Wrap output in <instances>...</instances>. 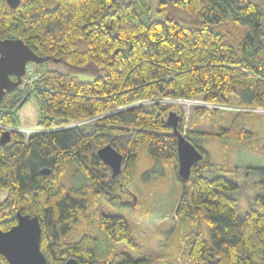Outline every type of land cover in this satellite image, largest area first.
Masks as SVG:
<instances>
[{
  "label": "trees",
  "instance_id": "trees-1",
  "mask_svg": "<svg viewBox=\"0 0 264 264\" xmlns=\"http://www.w3.org/2000/svg\"><path fill=\"white\" fill-rule=\"evenodd\" d=\"M176 10L188 17H177ZM158 12L163 20H154L143 0H21L16 9L0 0V38L21 39L35 54L51 59L36 65L40 76L32 85L7 93L0 103V121L18 128L14 114L34 94L40 125L48 130L29 139L11 132V143L0 145V192H8L7 200H0V230L17 223V212L37 217L47 264L70 259L78 264L151 263L127 253L103 261L96 246L82 251L81 243L67 242L91 197L114 202L128 192L145 143L154 159L172 160L178 180L190 183L177 208L178 219L188 227V261L264 264V194L242 215L233 196L241 183L201 148L204 160L190 180H181L178 138L167 123L175 107L159 103L201 98L220 107L264 108V0H161ZM54 59L71 73L50 67ZM77 73L93 78L81 80ZM147 101L154 103L146 106ZM197 112L205 116L208 110ZM88 120L95 122L76 125ZM253 135L247 123L236 122L213 137L246 142ZM187 138L195 145L192 136ZM107 145L124 155L125 179L113 178L98 157ZM72 167L85 183H64ZM46 169L51 173H43ZM249 170L264 178V168ZM100 228L111 241L134 245L125 217L106 216ZM0 262L7 264L1 256Z\"/></svg>",
  "mask_w": 264,
  "mask_h": 264
},
{
  "label": "rangeland",
  "instance_id": "rangeland-1",
  "mask_svg": "<svg viewBox=\"0 0 264 264\" xmlns=\"http://www.w3.org/2000/svg\"><path fill=\"white\" fill-rule=\"evenodd\" d=\"M143 1L154 20L164 19L158 12L161 0ZM175 14L177 17H188L178 10ZM33 65L36 70V65ZM49 66L71 73V69L62 64L54 62ZM76 75L81 80L93 78L80 73ZM153 103L147 101L143 104L149 106ZM159 103L174 106L172 111L178 115L183 114V135L192 136L195 145L205 150L213 162L223 164L224 168L229 169L226 175L230 179L241 183L240 190L233 196L239 201L240 213L245 215L255 197L264 194V188L260 187L264 178L258 172L249 170L264 168V108L243 110L235 105L220 107L208 104L201 98L194 101L164 99ZM233 103L235 102L231 101V104ZM200 108H206L207 115H199L197 111ZM216 109L220 112L214 113L213 110ZM248 112L253 115H247ZM14 119L15 125L22 130H38L43 133L48 131L40 125L39 103L34 94L17 109ZM94 122L95 120L79 122L76 125L85 126ZM236 122L247 123V130L254 134L250 140L237 142L213 137ZM190 130L197 133L206 132L212 136L203 137L197 133L193 136L189 133ZM124 173L123 168L120 176ZM122 177L125 179L127 176ZM63 181L69 186L76 187L85 183V177L77 172L76 167H72ZM127 186L128 192L114 202L91 197L84 218L75 225L67 237V242L81 243L82 251L96 246L97 258L103 261L120 259L123 253H127L137 260L148 259L150 264H191L186 254L188 237L185 231L188 227L185 228L177 217L180 199L190 188V183L185 185L178 180L175 163L172 160L154 159L149 153L148 143H145L138 152L133 181L128 182ZM7 198L8 192L1 191L0 200L5 202ZM106 216H122L127 219L131 226L133 246L113 242L101 230V220Z\"/></svg>",
  "mask_w": 264,
  "mask_h": 264
},
{
  "label": "water",
  "instance_id": "water-1",
  "mask_svg": "<svg viewBox=\"0 0 264 264\" xmlns=\"http://www.w3.org/2000/svg\"><path fill=\"white\" fill-rule=\"evenodd\" d=\"M10 7L16 9L21 0H7ZM51 59L35 54L21 39L0 38V103L7 93L13 92L23 84L27 66L45 64ZM61 59H54L55 63ZM181 116L170 112L167 123L174 129L178 138V176L183 181L191 178L193 168L204 160V153L179 131ZM11 132H3L0 145L11 143ZM98 157L111 169L112 177L117 178L123 171L124 155L107 145L98 151ZM43 173L50 174V170ZM17 224L8 231L0 230V256L8 264H47V259L41 250L42 228L37 217L16 213ZM1 264V262H0ZM66 264H78L76 259H70Z\"/></svg>",
  "mask_w": 264,
  "mask_h": 264
},
{
  "label": "built area",
  "instance_id": "built-area-1",
  "mask_svg": "<svg viewBox=\"0 0 264 264\" xmlns=\"http://www.w3.org/2000/svg\"><path fill=\"white\" fill-rule=\"evenodd\" d=\"M38 78H39V74L36 72L34 65L29 64L27 66V72H26L25 77L23 78V84L21 86H24L25 84L32 85L34 83V81L37 80ZM149 102H151V101H149ZM91 121H94V120H88L84 123L91 122ZM0 130H2L3 132H5V131L15 132L16 131L18 133L23 134L24 137H26L27 139H29L34 134H38V133L43 132V131H38V130H22L20 128H14L11 126H6L1 121H0Z\"/></svg>",
  "mask_w": 264,
  "mask_h": 264
},
{
  "label": "flooded vegetation",
  "instance_id": "flooded-vegetation-1",
  "mask_svg": "<svg viewBox=\"0 0 264 264\" xmlns=\"http://www.w3.org/2000/svg\"><path fill=\"white\" fill-rule=\"evenodd\" d=\"M16 224H17V223H16ZM16 224H15V225H16ZM15 225H14V226H15ZM5 262L7 263V261H6V260H5ZM66 263H67V262H66ZM66 263H65V264H66ZM1 264H2V262H1ZM7 264H8V263H7Z\"/></svg>",
  "mask_w": 264,
  "mask_h": 264
},
{
  "label": "bare ground",
  "instance_id": "bare-ground-1",
  "mask_svg": "<svg viewBox=\"0 0 264 264\" xmlns=\"http://www.w3.org/2000/svg\"><path fill=\"white\" fill-rule=\"evenodd\" d=\"M191 105V104H190Z\"/></svg>",
  "mask_w": 264,
  "mask_h": 264
}]
</instances>
